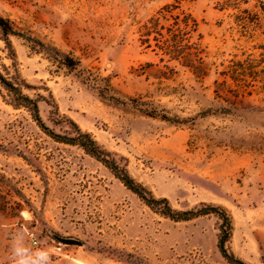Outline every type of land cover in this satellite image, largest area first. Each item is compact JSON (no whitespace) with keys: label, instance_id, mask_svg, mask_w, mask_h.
I'll return each instance as SVG.
<instances>
[{"label":"rangeland","instance_id":"1","mask_svg":"<svg viewBox=\"0 0 264 264\" xmlns=\"http://www.w3.org/2000/svg\"><path fill=\"white\" fill-rule=\"evenodd\" d=\"M174 4L198 22L188 37L204 50V78L154 36L143 41V26ZM0 18L17 34L10 46L0 29V72L32 87L23 91L46 126L92 134L176 211L225 208L228 250L264 264V0H0ZM220 226L152 210L0 84V264H13L21 230L28 247L55 252L52 264H229Z\"/></svg>","mask_w":264,"mask_h":264},{"label":"trees","instance_id":"2","mask_svg":"<svg viewBox=\"0 0 264 264\" xmlns=\"http://www.w3.org/2000/svg\"><path fill=\"white\" fill-rule=\"evenodd\" d=\"M168 18L173 19V25L176 26V29H174L173 25L166 26V24H164L163 21H168ZM0 29L7 36L6 41L8 45L11 46L9 36L17 35L12 24L3 18H0ZM143 29L145 33L143 41L148 47H151V38L154 36L156 46L164 53V55H169L180 61H189L190 64H188V67L202 78L208 74L209 65L205 60L204 50L202 49L201 44L199 42H192L191 37H188V35L197 33L198 22L191 14L185 13L181 10L179 5L174 4L164 7L156 16L150 18V20L143 26ZM166 34L169 36L166 37ZM158 37L163 40H157L159 39ZM198 38L201 39L200 34L198 35ZM66 65L69 66V64ZM0 84L11 95L13 105L15 107L26 108L38 126L46 134L56 141L78 145L83 148L87 154L109 168L114 176L118 178L125 187L136 194L152 210H156L160 214L176 222L189 221L208 215L217 216L221 221L220 235L218 239L220 253L229 264H246L227 248V243L232 236L233 224L231 216L225 208L212 205H202L200 208L185 212L174 210L168 199H157L144 186L138 184L129 174L126 165L120 163L111 152L100 146L92 134L83 132L81 129L77 128L75 136H63L57 134L46 126L40 115L38 100L33 99L23 91L24 88H32L31 86L23 83L21 80L8 79L1 72ZM116 101L119 102L120 100Z\"/></svg>","mask_w":264,"mask_h":264},{"label":"clouds","instance_id":"3","mask_svg":"<svg viewBox=\"0 0 264 264\" xmlns=\"http://www.w3.org/2000/svg\"><path fill=\"white\" fill-rule=\"evenodd\" d=\"M26 232L21 230L12 238L13 264H52V256L55 252L48 248L28 247L25 243Z\"/></svg>","mask_w":264,"mask_h":264},{"label":"water","instance_id":"4","mask_svg":"<svg viewBox=\"0 0 264 264\" xmlns=\"http://www.w3.org/2000/svg\"><path fill=\"white\" fill-rule=\"evenodd\" d=\"M59 242L65 245H81L82 243L74 239L57 238Z\"/></svg>","mask_w":264,"mask_h":264},{"label":"built area","instance_id":"5","mask_svg":"<svg viewBox=\"0 0 264 264\" xmlns=\"http://www.w3.org/2000/svg\"><path fill=\"white\" fill-rule=\"evenodd\" d=\"M34 245H38V242L36 240L33 241Z\"/></svg>","mask_w":264,"mask_h":264}]
</instances>
